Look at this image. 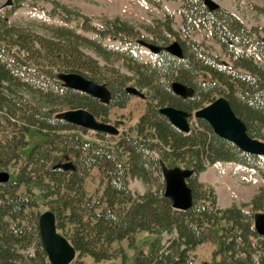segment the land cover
Here are the masks:
<instances>
[{
    "label": "trees",
    "instance_id": "obj_1",
    "mask_svg": "<svg viewBox=\"0 0 264 264\" xmlns=\"http://www.w3.org/2000/svg\"><path fill=\"white\" fill-rule=\"evenodd\" d=\"M148 1L156 6L161 2ZM180 2V31L166 13L140 24L144 33L120 16L95 25L93 16L56 1L63 23L42 22V31L30 27L35 22L9 21L15 8L0 9V171L17 165L13 178L0 182V264H51L39 234L40 203L53 213L77 258L100 262L119 257L124 263V249L113 244L126 240L135 248V234L146 231L154 235L151 248L139 250L132 264H194L193 251L206 241V229L217 226L213 264H264V236L254 226L255 214L264 211V187L248 202L220 207L213 186L198 180L199 172L216 161L258 168L261 158L220 138L202 119L182 132L158 110L170 105L192 112L224 95L247 133L264 140V38L257 27L247 28L222 7L210 10L203 0ZM259 10L264 13V6ZM199 28L209 30L230 65L218 62L190 36ZM107 36L119 44L104 43ZM173 38L181 58L163 49ZM140 40L161 47L154 61L141 59ZM117 61L131 75L116 67ZM61 71L105 84L110 102L63 86L57 78ZM201 73L209 77L200 79ZM173 81L190 87L191 93L176 94ZM142 90L144 112L111 144L84 139L85 129L56 117L63 106L83 107L105 121L109 109L125 107ZM31 128L42 139L24 157L21 149L28 145ZM151 142L159 156L150 149ZM167 160L191 169L187 184L192 202L185 210L173 208L164 194L160 170ZM94 168L99 186L89 192L85 180ZM128 178L139 179L147 189L132 192Z\"/></svg>",
    "mask_w": 264,
    "mask_h": 264
},
{
    "label": "rangeland",
    "instance_id": "obj_2",
    "mask_svg": "<svg viewBox=\"0 0 264 264\" xmlns=\"http://www.w3.org/2000/svg\"><path fill=\"white\" fill-rule=\"evenodd\" d=\"M7 0H0V8ZM53 1L64 4L69 10L77 8L81 13L88 16H93L91 22L95 25H100L102 20L105 18H111L114 16H121L123 19H127L129 22L135 24L139 30L144 33L143 29L139 26L143 23L150 24L155 19L163 17L164 12L172 13V26L175 30L180 31L181 27V12L180 0H168L162 2L161 6L156 9L155 6L148 5L145 0H10L9 4H5L3 11L8 8H15L8 19L14 23H32L31 28L37 31H42L39 24L42 22L61 24L63 23L61 19V9L58 6H54ZM222 8L230 10L247 28L257 27L259 30V35L264 37V13L259 10V7L264 6V0H214ZM70 24H75V20H72ZM85 35H92L91 32H84L79 29ZM182 33V32H180ZM183 34V33H182ZM197 42H199L202 47L217 56L220 62L231 64L230 59L224 55L220 45L210 37L209 30L206 28H199L190 35ZM174 39V38H173ZM104 43L109 45L119 44L116 39H111L107 36ZM89 54L95 57L101 65L104 64L103 59L97 56L91 50H87ZM138 53L144 61L154 60V55L147 48L141 46L138 48ZM114 65L118 67L122 72L130 74L126 68L120 62H114ZM200 79H205L209 76L201 73L198 76ZM261 86H264V80L261 82ZM144 91V90H142ZM146 108V99L141 96H132L127 102L126 106L123 108H111L109 109L107 123L116 126L120 132L124 130H129L138 120L139 116L144 112ZM67 109H72L68 106H63L60 111ZM101 120V118H99ZM100 137L96 132L92 130H86L83 134L84 139L95 140L100 144H111L114 142L115 136L103 134ZM28 145L21 149L23 156L26 157L30 148L38 141L42 139L41 135L36 131V129L31 128L26 134ZM150 148L156 155L158 150L156 149L154 143L150 144ZM165 166L172 168L173 166L181 167L178 164L171 162V160L166 161ZM17 168L9 167L4 169L9 172L11 178H13V170ZM182 168V167H181ZM262 170L264 171V162L262 163ZM229 174L225 178L226 182H221V177L219 174H214L210 183L214 186L218 196L219 204L225 203L229 205L231 202L240 203L249 200L250 196L255 192V190L263 183L259 172L254 173V176L249 177V173L238 175ZM99 173L96 168L91 171L90 176L85 180V188L89 192H93L94 189L99 186ZM129 188L134 192H144L147 186L142 183L139 179L129 178ZM35 193L38 192L37 189H33ZM37 210L41 213L47 210V207L40 203ZM207 239L205 242L199 244L195 250L194 254V264H213L211 259L212 251L216 248L219 228L217 226H211L206 229ZM154 237L153 234L146 231H139L136 233V246L128 247L127 241H119L113 244L114 247L121 245L124 249L127 259L123 263L119 257L95 262L89 256H83L81 258H76L70 264H132L135 255L139 250L148 252L151 248V239Z\"/></svg>",
    "mask_w": 264,
    "mask_h": 264
},
{
    "label": "water",
    "instance_id": "obj_3",
    "mask_svg": "<svg viewBox=\"0 0 264 264\" xmlns=\"http://www.w3.org/2000/svg\"><path fill=\"white\" fill-rule=\"evenodd\" d=\"M9 3L10 0H7L6 4ZM203 3L209 9H215L218 6L213 0H203ZM141 44L153 52H158L161 49L150 42L141 41ZM164 50L175 57H182V51L177 41L171 42L164 47ZM57 78L63 86L85 93L103 104H108L110 101V91L105 84L94 82L80 73L61 71L57 74ZM172 89L179 95H188L191 91L190 88L178 82L172 83ZM159 112L179 130L189 131L188 112L172 106H162L159 108ZM194 116L205 120L217 136L231 142L239 149L264 156V141L253 138L247 133L245 124L235 114L226 98L217 97L211 103L196 110ZM56 117L74 126L92 129L96 132L118 134V129L114 125L97 120L89 110L83 107L61 111L56 114ZM161 172L165 181V196L171 200L172 206L177 209H187L191 205V189L185 179L191 174V171L162 167ZM8 179V172L0 171V182H5ZM38 227L42 246L50 263L69 264L75 256V250L65 236L57 231L53 213L49 210L42 212L39 216ZM255 227L258 233L264 236L263 212L255 216Z\"/></svg>",
    "mask_w": 264,
    "mask_h": 264
},
{
    "label": "crops",
    "instance_id": "obj_4",
    "mask_svg": "<svg viewBox=\"0 0 264 264\" xmlns=\"http://www.w3.org/2000/svg\"><path fill=\"white\" fill-rule=\"evenodd\" d=\"M217 166L218 164H214L213 166L208 167L205 171L201 172L199 175V179L203 182L210 183L211 179H213L212 176L217 172L222 178L221 182H226L227 180H225V178L227 177L228 174L222 172L219 168H216Z\"/></svg>",
    "mask_w": 264,
    "mask_h": 264
}]
</instances>
